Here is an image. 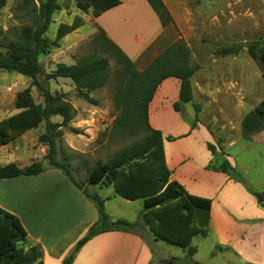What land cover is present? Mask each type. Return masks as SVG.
Instances as JSON below:
<instances>
[{"label": "rangeland", "instance_id": "obj_1", "mask_svg": "<svg viewBox=\"0 0 264 264\" xmlns=\"http://www.w3.org/2000/svg\"><path fill=\"white\" fill-rule=\"evenodd\" d=\"M59 1L61 9L52 14L47 31L49 38L55 37L60 22L69 23L75 15L81 16L83 23L61 37L58 46H50L38 55L43 70L37 75V80L48 81L52 91L64 92L74 111L71 121L59 127L61 134L54 136L55 160L67 166L74 180L83 189L96 193L103 199L104 210L110 219L121 218L136 223L130 230L141 233L150 244L153 253L150 264H161L159 260L168 256H182L189 247L196 249L192 257L199 264H243L236 254L224 246L216 248V235L210 229L205 236L199 232L194 234L186 246L173 243L161 235L154 236L141 216L142 198L126 199L116 193L113 185L98 184L108 170L105 164L108 155L132 140V137L123 136L112 128V121L117 113L113 103V72L117 62L112 56H109V80L90 93L97 100L96 104L78 97L75 85L69 78H48L47 75L59 63L72 64L77 57L90 51L108 56L92 43L100 28L119 44L139 69L173 41L179 37L184 38L191 52L189 62L197 66L191 77L193 97L191 101L182 104L179 110H174L172 103V118L178 116L188 125V131L194 127L206 129L212 140L208 142L217 149L218 141L223 148L222 141L225 138L237 140L225 152L235 161L234 166L240 173L238 182L254 196L255 193H262L264 198V143L242 140L240 127V116L244 110L242 106L247 110L252 109L264 96L260 65L248 55L245 47L237 54L215 53V50L226 45L242 44L257 37L264 38V0H164L174 20L173 26L165 28L146 0H121L119 6L96 17L90 12L80 11L75 6L76 0ZM20 4L21 0H6L0 9V37L7 32L8 37L12 38V32H17L23 24L31 22L32 15L22 10ZM31 82L30 77L0 69V119L17 111L13 101L19 90L29 86L35 101L42 100L39 89ZM165 85L174 90L177 88ZM196 105L199 107L197 112ZM195 118L196 123L192 126ZM50 119L59 122L61 116L54 115ZM154 122L157 123L156 119H152L151 123ZM152 124L154 127L155 124ZM70 127L80 132H75ZM156 129L162 131V128ZM46 130V122L43 120L36 127L0 146V164L15 162L24 166L33 161H41L44 166H50L47 156L49 144L40 139V135ZM198 135L201 136V133L198 132ZM174 138L170 133L166 135L167 140ZM98 159L104 165L95 179L97 182L93 183L91 171L95 169ZM3 211L9 212L5 209ZM160 213H163L161 218L166 216L165 210ZM157 223H162L157 225L161 232L181 238L186 236L184 230L178 234L167 232L161 219ZM21 232L15 226L10 230H0V257L16 254L8 243L14 242L12 235Z\"/></svg>", "mask_w": 264, "mask_h": 264}, {"label": "trees", "instance_id": "obj_2", "mask_svg": "<svg viewBox=\"0 0 264 264\" xmlns=\"http://www.w3.org/2000/svg\"><path fill=\"white\" fill-rule=\"evenodd\" d=\"M157 15L163 28L174 25L173 17L164 0H146ZM6 0H0V9ZM121 0H76L75 6L82 12H90L94 17L115 7ZM19 7L32 15L31 22L23 24L17 32H12V38L5 32L0 37V69L14 71L30 77L31 84L36 86L42 100L36 102L30 87L19 90L14 97L16 112L0 119V146L7 144L22 135L26 130L36 127L41 121L46 122V132L40 135L41 140L49 144L48 158L50 167L62 170L66 177L89 198L96 206L98 219L87 227L86 233L79 238L73 249L66 255L63 264H71L79 248L92 236L109 230H130L135 222L126 219L112 220L105 212L103 199L96 193H89L77 183L66 165L54 158V136L61 134L60 126H65L74 116L71 103L64 92L52 91L48 81L39 82L37 75L42 72L38 55L50 46H58V40L77 29L83 23L79 15H75L71 22H60L53 39L47 36L52 14L61 9L59 0H21ZM33 13V14H31ZM94 47L103 53L90 51L76 58L72 64L59 63L48 78L67 77L75 85L78 97L96 104L97 100L91 96V91L107 83L111 75L109 56L117 65L114 69L113 103L117 113L112 121V128L123 136L132 137L130 143L110 153L106 165L108 170L98 184H113L116 191L128 198L142 197L141 216L144 224L148 225L153 235L164 236L169 241L180 246L190 243L192 236L200 233L205 236L210 220V200L189 194L176 181H169L170 171L165 164L162 133L151 126L148 117V107L160 83L168 78L179 80L178 96L173 102V109L179 110L181 105L192 100L191 77L197 66L191 65L190 48L184 38L179 37L160 53L155 55L143 68L139 69L135 62L100 28L93 38ZM245 47L248 55L256 60L261 68L264 84V38L257 37L242 44L226 45L215 50L218 55L237 54ZM199 107L196 105V112ZM61 116V121H51L50 117ZM192 122V126L196 123ZM241 137L250 140L252 134L264 130V96L242 118ZM75 132H80L70 127ZM218 141V140H217ZM218 149L212 143L207 147L212 158L205 166L207 169L221 171L231 179L240 181V173L226 157L225 150L219 145ZM101 160H96L95 169L91 171L93 183L97 182ZM45 169L41 161H33L28 165L19 166L15 162L0 164V179L19 175L36 174ZM113 169V178L108 175ZM258 203L264 207L262 193H255ZM161 210L166 216L161 218ZM162 220L167 232L177 233L185 231L184 238L161 232L157 222ZM157 221V222H156ZM15 226L21 233L12 235L14 242L8 243L15 255L0 257V264H39L42 258V247L39 243H32L19 224L14 214L0 208V230L11 229ZM165 231V230H164ZM164 234V235H162ZM7 246V245H6ZM26 246L27 249L23 250ZM219 249V244L216 246ZM227 248V247H224ZM195 248L189 247L186 253L193 255ZM243 264H252L244 262Z\"/></svg>", "mask_w": 264, "mask_h": 264}, {"label": "crops", "instance_id": "obj_3", "mask_svg": "<svg viewBox=\"0 0 264 264\" xmlns=\"http://www.w3.org/2000/svg\"><path fill=\"white\" fill-rule=\"evenodd\" d=\"M178 86L177 78L164 79L148 107L149 122L156 119L157 123L151 124L162 128L165 164L170 171L168 179L182 185L189 194L210 200L208 229L215 233L216 244L227 247L243 263L264 264V207L241 182L205 168L212 157L207 148V142H212L211 134L201 127L188 131V125L178 116L172 118ZM242 110L241 118L250 109L242 106ZM169 133L175 138L167 140ZM236 141L225 138L223 149L231 148ZM244 141L264 143V130ZM226 157L235 165L232 156L227 153ZM0 207L16 216L30 242L41 245L43 255L39 264H63L62 259L98 219L95 204L61 169L50 166L36 174L0 179ZM148 229L152 232L149 226ZM26 249L24 246L22 251ZM152 256L150 244L141 233L109 230L89 238L71 264H150Z\"/></svg>", "mask_w": 264, "mask_h": 264}, {"label": "water", "instance_id": "obj_4", "mask_svg": "<svg viewBox=\"0 0 264 264\" xmlns=\"http://www.w3.org/2000/svg\"><path fill=\"white\" fill-rule=\"evenodd\" d=\"M111 178H113L114 171L111 169L108 173ZM161 264H199L194 260L192 255L185 253L182 256L174 257V256H168L165 258H162L159 260Z\"/></svg>", "mask_w": 264, "mask_h": 264}]
</instances>
